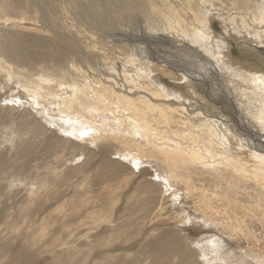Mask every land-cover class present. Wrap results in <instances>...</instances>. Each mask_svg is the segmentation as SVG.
Masks as SVG:
<instances>
[{
  "label": "rangeland",
  "instance_id": "374dc122",
  "mask_svg": "<svg viewBox=\"0 0 264 264\" xmlns=\"http://www.w3.org/2000/svg\"><path fill=\"white\" fill-rule=\"evenodd\" d=\"M144 1L146 2L147 11H144L136 27H133V21L130 23L124 35L129 39L130 36L135 39L145 35L148 36L147 40L149 42L146 40L145 44H142L144 47L142 48L140 45L141 47L137 50L128 47L130 53L127 52L130 56L123 50L113 49V47H117L116 45H122L126 41L116 42V44L109 46L103 45L101 42L100 44L96 43L97 48L102 47L104 51L97 49L93 53L90 50L85 52V49L82 48L84 53L89 54V57L95 53L99 56L109 53L113 55L111 61L116 64L115 67L110 69L111 65L106 64L107 60L99 58L94 60L96 62L93 66L95 71L90 70V65L84 62L86 64L83 63L86 67L85 70L90 71V73L101 71L104 78L102 76L98 77L104 83L114 77L115 80H113L120 87V92H126L127 94L130 91V94H137L135 97H139L145 93L147 94L146 89L141 86L140 89L136 88L137 91L134 93L133 85L129 86L127 82L123 81L125 80L122 79L123 71L134 76L133 69L135 67L148 62L154 65V62L150 60L151 55L152 57L160 56L158 65L167 71L173 72V75L176 76V79L172 80L167 76L164 78L169 84L167 87L172 85L168 90L181 96L180 99L184 100L186 105L190 107L193 115L197 112L196 108L199 110L196 114L199 121V128L195 126L196 133L201 136L199 133L201 132L205 138L211 141V144H213V140L222 143V148L219 146V149H215L219 152L217 156H220L230 166L236 164L235 168L237 167L236 169L243 173V177L239 179L236 176L237 174L228 172V170L235 168L228 169L225 164L220 162L217 164L216 160L211 165L220 166L225 176L215 180L210 177L206 178L207 176L199 177L200 179L196 177L195 184L197 186L193 185L190 190L185 189L187 185L182 184V182H177L180 183L178 187L170 186L165 181L164 176L158 175L162 169L160 170L158 166L155 167V165L160 164V167L164 168L163 163L161 164L155 159L156 156L160 157L159 154L150 152L146 147H144L147 149L146 152H141L144 149L138 151L137 145H126L121 140L103 139L95 142L90 135L86 136L85 134L88 123L98 125V122L80 115L77 118L68 119L62 107L59 108L58 105L51 106L47 102L44 106L42 104L38 106L37 100L42 101L44 97L50 100L54 99H51L48 95L37 98L34 95L36 92L34 84L45 78L44 75L47 73L55 72L54 74L63 75L65 78L74 69L75 57L63 56L60 60L56 57L53 59L43 58V53L46 52L45 46L52 42L56 43V39L54 40V37H52V35L54 36L53 28L50 30L49 28H46L47 30L42 29L44 27L38 21L37 12H34L32 17H27V14L23 20H12L13 24H11V20H0V26L3 27H0V38L6 32H9L24 36V42H28L27 39L35 40L34 45L30 46L27 51L31 56L25 57V66L22 67L23 70L19 69V71H23L25 77H29L26 78L30 87L28 88V94H26L27 89H21L18 86L19 78H14V76H9L10 79L3 77V74H8L4 69L0 74V240L3 243H11L12 248L21 244L22 247L35 253L34 256L37 259L35 264H41L43 261H46V264H104L107 254L117 255V252H123L124 249H131L130 251H132L134 247L139 250L144 245V237L158 235L160 231H164L169 227L167 230L174 229L178 231L185 242L187 241V245L191 246L190 248L196 252L199 251L202 256L206 254L202 252L207 248H204L206 246L205 241L208 242V238L216 235L224 243L226 242L224 245L225 247L227 245L228 252H231L229 264H239L240 258L243 259L242 264H260L259 261L264 257V205L261 207L256 206V198L264 191V152H261V149L264 148V125H262L264 124V117L257 110L248 107L247 100L243 106L242 99L245 95L243 91L239 90V87L240 85L254 86L253 81H256L264 88V54H260L261 56L258 54L261 50V53H264V48H262L264 45L257 44L259 41L255 39H253L255 43L248 41L245 44L244 41H237V43L231 41L234 46L231 48L230 53L226 56L218 53L217 55L209 39L214 36L218 40L228 38L222 28V18L207 15L209 22H206L205 19L195 20V18H192L181 23L182 26L169 21V16L162 11L160 16H152L157 15L155 6L157 5V8H160L161 2ZM47 2L49 9L52 11L50 13H54L59 17L55 19L61 25L59 27L60 31L75 36L74 23L71 18H68L69 13L61 3L62 0H47ZM67 5L75 6L76 1L67 0ZM83 6L84 4H81L80 9ZM242 7H245V5H239L236 10L240 12L238 16H242L239 19L245 24L248 21V15L253 13L243 12L245 8ZM223 12L228 14V11ZM194 13L199 14V9L196 10L195 8ZM258 13L260 14V12ZM29 18L32 20L29 21ZM176 25H178V28ZM4 26H6L5 30ZM195 32L197 35H195ZM34 46L36 47L34 48ZM41 46L44 48H41ZM253 48H258L260 51H255ZM132 53L133 55H131ZM131 56L134 59L132 63L127 60V58L131 59ZM29 60L30 62H28ZM169 60L180 64L184 68H175L174 70ZM28 66L31 68V73L27 72ZM215 68L217 69L215 70ZM232 73L234 74L233 77ZM184 74L191 76L186 77ZM230 79H233L234 91L237 93L234 96L229 92L232 88L227 85L231 82ZM79 80L81 79L78 77L73 78L74 85L71 84L72 88L77 87V89H80ZM227 80L229 83L226 84ZM63 84L69 86L70 83L65 81ZM21 86H25V82ZM199 90L201 92L207 91L209 98L217 96L222 98L224 102L240 105L242 108L247 109L251 118L244 117L245 113H243L240 115V121L246 128H251V135L244 134L243 129L240 131L237 127L236 129L233 121L225 115L222 108L216 107L208 98L202 96ZM165 92L168 93V91ZM156 102L157 104H163L162 101ZM45 106L47 112H42V109L45 110ZM175 107L177 106H172V108ZM64 121L65 123H63ZM209 121H212V123ZM68 122H78L84 133L77 129L79 126H74ZM119 124V132L123 133L127 127L135 124V122ZM43 126L47 129L50 128L49 131ZM51 130L55 133H52ZM57 134L65 138L59 140L55 138ZM127 135L130 136L129 134L124 136ZM243 136L245 137L243 138ZM106 140L108 141L106 142ZM228 140L233 143L232 146L230 142H227ZM111 142L112 144H109ZM72 143L81 147H74ZM206 148L207 150L210 149L208 146ZM111 150L112 152H110ZM220 150H224L227 155H223ZM75 154L77 156L74 157ZM138 156H142L140 160H137L140 164L135 163V158ZM154 162L157 163L153 165ZM169 164L165 168L173 171V167L168 166ZM246 166L247 168H244ZM140 170H147L149 176L140 179ZM196 173L200 174L199 171H196ZM255 176L260 177V179ZM241 178L244 179L241 180ZM209 179L212 181H209ZM148 181H151L154 186L146 187L144 184ZM205 182L211 183L206 185ZM188 187L190 186L188 185ZM181 188L186 193L179 191ZM196 188L197 191L201 189V192H197ZM178 194L180 196H177ZM202 195L205 198L201 197ZM146 198L153 199L154 205H157L160 199L165 198L166 204L161 205V211H159L158 206L154 207V213L158 218L152 215L151 218L148 217L141 221V227H139L141 229L137 240H135L136 242L119 244L123 238H126V235L119 228L123 222L131 219V216L125 210L129 209L133 212L136 204ZM201 199L202 201L209 200L212 206H215L214 211L218 210L220 212L218 218H226L225 213H222L224 210L221 202H225L223 206L228 204V207L232 210L227 209V220L231 222L232 227L234 226V230L228 232V229L222 226V219L218 221L216 228L213 226L206 227L205 221L207 222V218L202 219V213L204 212H201L196 206ZM136 201L137 203L133 206L132 203ZM97 208H101L104 215L95 211ZM258 210H260V213L254 215ZM214 211L206 210L205 214L216 218L215 214H212ZM191 214L200 217L195 218ZM81 222L84 224L83 226ZM142 225L144 226L142 227ZM236 225L238 228L235 227ZM158 227L160 229H157ZM248 227L253 228L251 230L252 240L249 242L243 235L249 229ZM241 229L242 231H240ZM137 230L139 231V229ZM143 232H146V234L144 233L142 236ZM232 233H235L234 237ZM255 235H258L259 241L255 240ZM261 235L263 238H260ZM113 238L117 239L114 240ZM254 240L256 244L252 243ZM112 243L113 245H111ZM92 247L94 248L93 251H91ZM247 254L250 257L246 256ZM206 256H208L206 259L207 264L210 259L209 253ZM234 258L237 261L235 263L232 261ZM197 260L202 264L205 263L202 257H198ZM8 263L9 259H0V264Z\"/></svg>",
  "mask_w": 264,
  "mask_h": 264
},
{
  "label": "bare ground",
  "instance_id": "6f19581e",
  "mask_svg": "<svg viewBox=\"0 0 264 264\" xmlns=\"http://www.w3.org/2000/svg\"><path fill=\"white\" fill-rule=\"evenodd\" d=\"M75 1H76L75 6L67 5V0H62L61 2L67 9V12L69 13L68 18L72 19L74 23V27H75V36H73V34H68L69 35L68 36L67 34L62 33L60 31L59 27L61 25H59V23L55 19V18L58 19L59 17L54 13H50L52 11L49 9L47 0H0V20L1 21L11 20L12 22L11 24H13L12 20H15V19L23 20V18H25L27 14H28L27 17H32V14L34 12H37L38 17H39L38 21L39 23L41 22L40 24L44 27L42 29L47 30L46 28H49L50 30L53 28L52 30H53L54 36L52 35V37H54V40L56 39L55 41L56 43L52 42L50 44H47L45 48L41 46V48L46 49V52L43 53V58L53 59L56 57L57 59L60 60L62 59L63 56L75 57V62L73 64L74 69L71 70L69 75L66 76L65 78L63 75L54 74L55 72L47 73L46 75H44L45 78H43L41 81H38L36 84H34L35 86L34 89L36 91L34 95L37 98L39 97L41 98L43 97V95H48L51 99H54V100H50L44 97V100L42 101L37 100L38 106L41 104L44 106L47 103L51 106L58 105L59 108L62 107V110H64V112L67 114L66 117L68 116V119L77 118L80 115V116L88 117L91 121L98 122V125H93V124L88 123V127L86 128V134H85L86 136L90 135L93 138V141L95 142H98L103 139L121 140L126 145H131V146H133V144L137 145L138 151H140L141 149H144L141 152H146L148 149L150 152L159 154L160 157L159 156L157 157L156 155H154L156 156L155 159L158 160L159 163L161 164L163 163L162 165L164 166V168L160 167V164L155 165V163H157L158 161L154 162L153 165H155V167L158 166L160 170L162 169V171L158 175L164 176L165 181H167V184L170 186L178 187L180 183L178 184L177 182H182V184L184 183V185H187L185 189L190 190L191 188H193V185H195V187L197 186L195 184V180H197L196 177L200 179L199 177L203 178V176L204 177L207 176L206 178L210 177L215 180L216 178L219 179L220 177L225 176L223 173L224 171L220 166L211 165L216 160H217V164L219 162L222 164H225V167L228 169L235 168L236 164H234L233 166H230L229 164L224 162L220 156L219 157L217 156L219 152L216 151L215 149L217 148L219 149V146L221 147L222 143H220L218 140H213L212 141L213 144H211V141L205 138L201 132H199L201 136L198 133H196L195 126L199 128V121H198L196 114L198 113L199 110L196 108L197 112L195 111L196 113L193 115L191 113L190 107L186 105L184 100L180 99L181 96L176 95L174 91L172 92L168 90V88L171 87L172 85L167 87L169 84L164 80V78L167 76V78H171L172 80V79H176V76L173 75L174 74L173 72L167 71L165 68L158 65V63H160V60H158L161 58L160 56L152 57L151 55L150 60L154 62V65H151L148 62L146 64H139L137 67H135V69H133L134 76L132 74L131 76L128 73H124L126 71H123L122 79H125L123 81L127 82L129 86L131 84L133 85V88L135 89L134 93L135 91H137V89H140L141 86H144V88L146 89L147 94L145 93L144 95L139 96V97H135L137 96V94H130V91L127 94L126 92L125 93L120 92L121 89L117 85V83L114 81L115 80L114 77H113L114 80L110 78L108 79L109 81L104 83L98 77V76H102L104 78L101 71H97L96 72L97 75H96V73H93V72L90 73V71L85 70L86 67L83 65L84 62L90 65V68H91L90 70L95 71L93 66H94V63L96 62H94V60L99 59V58L101 60H107L106 64L111 65L110 69H112L116 65L114 61H111L113 58V55L109 53L108 54L106 53L107 55L103 54L100 56L97 53H95V54H91L90 57L88 56L89 54L87 55L86 53H84L83 49H85V52L86 50H90V52L92 53L96 51L97 49H99L100 51L103 50L102 47L97 48L96 43L100 44L101 42V44L103 45L105 44L106 46H109L114 43L116 44V42L118 43L121 41L123 42L126 41L122 45L119 44V45H116L117 47H113L114 50L119 49L125 52L128 51V47L130 49L131 47H133L135 50L139 49L141 46L142 48L144 47L142 44H145L146 40L148 39V36L144 35V36H141V38H135V39H133V37L130 36V39H129L127 36L124 35L125 34L124 32L125 30L128 29L132 21H133L132 23L133 27H136V25H138V21L141 20V16L143 15L144 11H147L145 7L146 2L144 0H75ZM151 1L161 2L162 4L160 8H157V5L155 6V12L157 15H152V16H155V17L160 16L161 11H162L169 16L170 18L169 21L173 22L174 24H181V23H184L186 20L192 19V18H195V20L205 19L206 22H209L207 15L222 18L223 20L222 28L224 29V32L226 33L228 38L218 40V38L214 36L213 38L209 39V42L211 43L212 48H214V52L216 54L218 53L219 55H222V56H226L227 54H229L231 51V48L234 46V44L231 41L236 42V43L237 41H244L243 43L245 44L248 41H252L255 43V40H257L259 41V43L257 44L264 45V3H263L264 0H256V1L255 0H151ZM81 4H84L82 9H80ZM239 5H245V7H242L243 9L245 8L243 12L253 13V14L248 15V21L245 24L241 19H239V18H242V16H238L240 12H237L236 10ZM195 8L196 10L199 9V12H200L199 14L194 13ZM223 11H226V12L228 11V14H225ZM258 12H260V14ZM28 20L30 21L32 19L29 18ZM250 20H251V23H250ZM17 21H16V24H17ZM197 24L200 25L199 23ZM176 26L178 28V25ZM5 27L6 26H4V30H5ZM61 30H62V27H61ZM72 32L74 33V31ZM195 35H197L196 32H195ZM23 40H25L24 36H21L19 33L6 32L4 35L1 36L0 38V74L4 69L7 71L8 74L7 75L3 74L4 75L3 77H7L10 79L9 76H14V78H17V79L19 78L20 82H18V86H20L21 89H27L28 92H26V94H28L29 93L28 88L30 87L28 86L29 81L26 78H29V77L28 76L25 77L23 71L21 70L19 71V69L23 70L22 67L25 66V57L27 58L31 56V54H29L27 51L28 49H30L29 48L30 46L34 45L35 40L32 41L31 39H27L29 40L28 42H24ZM107 40H109V42H107ZM147 42H149V40H147ZM35 47L36 46H34V48ZM262 48L264 47L262 46ZM254 50L260 51V49L258 48H255ZM261 51L258 53L259 55L264 54V53H261ZM128 52L127 54L130 53ZM131 55H133V53ZM219 57L221 58V56ZM127 60L128 62L132 63L134 61L133 56H131V59L127 58ZM28 62H30V60ZM170 62L172 63L171 65L173 66L174 70L175 68H179V69L184 68L180 64L174 63L172 61ZM216 69L217 68H215V70ZM27 72L28 73L32 72L29 66H28ZM104 72H107V71H104ZM184 75L188 77L189 74H184ZM116 76L118 77V74ZM233 76L234 74L232 73V77ZM237 76L239 77V75ZM75 77H78L81 79L78 81L80 82L79 83L80 89H77V87L72 88L71 86V84H73V78ZM117 77L115 78L117 79ZM223 79L225 80V77ZM65 81L70 83L69 86H67L68 84H63ZM230 81H231L230 83L229 81L225 83L226 84L229 83L227 84L228 87L232 88L231 91L229 90V92L231 93L232 96H234L237 93L234 91L233 79H230ZM24 82H25V86H21V84H23ZM253 83H254V86L240 85L239 90L243 91L245 95L242 99V104L244 106V103L247 100L248 107H251L257 110V112H259L261 116L264 117V88H262V86L256 81H253ZM40 90L42 91L40 92ZM165 91H168V93H166ZM224 92L222 93L226 94ZM201 95L208 98V100L214 103L216 107L222 108L225 115H227L233 121V125L235 128L237 127L239 131L243 129L244 134L246 133L250 134L251 128L247 127L248 128L247 129L246 126L243 125L240 121V115L243 113H245L244 117H247V118L250 117L249 111L247 109L242 108L240 105H232L230 102H224L222 98L217 97V96L214 98L213 97L209 98L208 92L205 90L204 92H201ZM156 101H162L163 104H157ZM158 103H161V102H158ZM172 106H177V107L172 108ZM42 112H47L46 106H45V110L42 109ZM126 122H135V124H131L129 127H127L124 130L123 133H120L118 129V123L125 124ZM209 122L212 123V121H209ZM63 123H65V121ZM68 123H71L74 126L75 125L79 126L78 128L77 127L76 128L78 130L83 131L84 133V130L82 129V127L78 125V122L77 123L68 122ZM98 127L102 129H99ZM224 127L228 129V127L226 126ZM44 128L48 131L50 129V128L47 129L46 127ZM52 130L51 132L55 133ZM126 134H129L130 136L128 135L124 136ZM252 136L254 135L252 134ZM125 137L126 139H124ZM244 137L245 136H243V138ZM55 138L60 140V139H64L65 137L64 138L60 137L57 134ZM107 141L108 140H106V142ZM227 142H230V141L228 140ZM109 144H112V142ZM72 145L78 148L81 147L74 143H72ZM230 145L232 146L233 143L230 142ZM207 146L210 148L209 150H207L206 148ZM144 147H146L147 149ZM80 150H77V151H80ZM112 150L110 152H112ZM220 151L223 153V155H227L224 152V150H220ZM250 151L251 150H249V152ZM261 152L262 153L264 152V148L261 149ZM121 154L120 156L122 157ZM73 156L75 157L77 155L75 154ZM141 158L142 156L136 157L135 163L140 164V162H138L137 160H140ZM168 163H170L168 166L173 167V171L167 170L165 168V166ZM236 168L230 169V171L228 170V172L237 174L236 176L240 179V177H243V173L239 172ZM244 168H247V166ZM196 171H199L201 176L199 173H196ZM257 172H260V171H257ZM146 176H149V173L147 172V170L141 171L140 179L145 178ZM244 178H247V177H244ZM204 179H203V182H204ZM243 179L241 178V180ZM257 179H260V177H257ZM209 181H212V180L209 179ZM205 184L209 185L208 182H205ZM144 185L148 188H150V186H154L151 181H148ZM188 185L190 187H188ZM179 191L184 192V189L181 188ZM196 191H197V188H196ZM199 191L201 192V189ZM177 196H180V195L178 194ZM201 197L205 198V196L203 195ZM165 201H166L165 198H163L162 200L160 199L159 203L157 205H154L153 199L146 198V199L141 200L138 204H136L137 201L132 203L133 206L136 204L134 211L131 212L129 209L125 210V212L131 216V219L123 222L119 228V230H121V232H123L126 235L125 236L126 238L125 239L123 238V240L120 241L121 243L119 244L124 245L128 243L136 242L135 240H137V236H139L138 233L140 232V229H141L139 228L141 227V221L152 215H154L155 218L156 217L158 218V216L155 215L154 213V210H155L154 207L158 206V208L160 209L159 211H161V207H162L161 205L166 204ZM256 201H257L256 206L261 207L262 205H264V191L260 193V196L256 198ZM223 203L225 202H221V205L223 207L222 209L224 210L222 213H225L226 218L217 217L218 215H220V212H218V210L214 211L215 206L213 207L209 200L205 199L202 201L201 199L200 201H198V204L196 206L197 208H199L201 212H204L202 213V219L207 218V222L205 221L206 227L213 226L216 228L218 225V221L222 219V226L224 228H227L228 232H230V230L232 231L234 230L233 228L234 226L232 227L231 222L227 220L228 219L227 209H230V208L228 207L229 206L228 204H226L227 206H223ZM206 210L214 211L212 212V214L214 213L216 218L213 217L212 215L205 214ZM95 211H98V213L103 212L101 208H97ZM258 213H260V210H258L257 213H254V215ZM101 215H104V213H102ZM191 216H194L195 218L200 217L195 214H191ZM81 224L82 226L84 225L82 222ZM143 226L144 225H142V227ZM235 227L238 228L237 225ZM248 228L249 229L243 234L246 237L247 242L252 240L251 230H253L252 227H248ZM137 229H139V231ZM157 229H160V227H158ZM167 229L164 231H160L158 235L157 234L154 236L145 235L146 237L144 238L142 237L144 239V245L141 246L139 250L135 249L134 247L132 251H130L131 249L129 250L124 249L123 252H120V253L117 252L118 253L117 255H111L112 253L110 255L107 254L106 262L104 264H202L199 260H197L198 257H202L203 260L205 261L204 264H206V259L208 257L206 255L208 253L210 255L209 256L210 259L208 260L207 264H221V263L229 264L228 261L230 260L229 258H230L231 252H228V248H226L227 245L226 247L224 245L226 242L224 243V241L221 238H219V236L217 237L216 235H214V237H210L207 239L208 242L205 241L206 246L204 248L206 247L207 248L205 251H202V252L206 254H203L202 256L201 254H199L198 250H197L198 252H196L195 250L190 248L191 246L189 247V245H187L188 244L186 243L187 241L185 242V239L178 231H175L174 229L173 230H167ZM142 230L144 229L142 228ZM240 231H242V229ZM144 233L146 234V232H143L142 236L144 235ZM234 234L232 235L233 237H234ZM257 236L255 237V240L259 241V238ZM260 238H263V236L261 235ZM116 239L117 238H115L114 240ZM109 240L111 241V239ZM255 240L252 241V243L256 244ZM209 242L210 244H208ZM111 245H113V243ZM93 249L94 248L92 247L91 251H93ZM78 252H81V251H78ZM34 255L35 253H32L27 248L22 247L21 244L12 248L11 243H3L0 240V259H6V258L9 259L8 264H35L37 259L35 258ZM246 256L250 257L248 254ZM57 258H60V257H57ZM242 260L243 259L240 258L238 263L242 264L241 263ZM232 261L233 263L237 262L235 258ZM259 263L264 264V257L261 258ZM41 264H46V261H43Z\"/></svg>",
  "mask_w": 264,
  "mask_h": 264
}]
</instances>
